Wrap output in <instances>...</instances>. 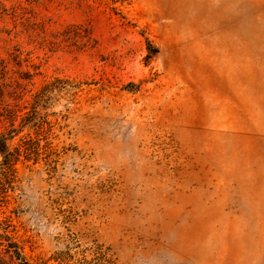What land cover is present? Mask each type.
<instances>
[{
	"label": "rangeland",
	"instance_id": "obj_1",
	"mask_svg": "<svg viewBox=\"0 0 264 264\" xmlns=\"http://www.w3.org/2000/svg\"><path fill=\"white\" fill-rule=\"evenodd\" d=\"M14 250L264 264V0H0V264Z\"/></svg>",
	"mask_w": 264,
	"mask_h": 264
},
{
	"label": "trees",
	"instance_id": "obj_2",
	"mask_svg": "<svg viewBox=\"0 0 264 264\" xmlns=\"http://www.w3.org/2000/svg\"><path fill=\"white\" fill-rule=\"evenodd\" d=\"M9 251H12V246H8ZM15 251V252H14ZM13 253H15V259L18 261V264H28L19 254L17 250H14Z\"/></svg>",
	"mask_w": 264,
	"mask_h": 264
}]
</instances>
